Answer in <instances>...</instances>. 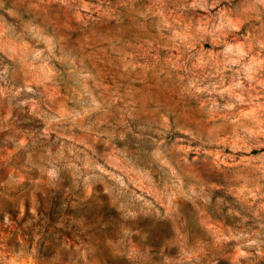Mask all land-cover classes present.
I'll use <instances>...</instances> for the list:
<instances>
[{"label":"rangeland","instance_id":"1","mask_svg":"<svg viewBox=\"0 0 264 264\" xmlns=\"http://www.w3.org/2000/svg\"><path fill=\"white\" fill-rule=\"evenodd\" d=\"M0 264H264V0H0Z\"/></svg>","mask_w":264,"mask_h":264},{"label":"trees","instance_id":"2","mask_svg":"<svg viewBox=\"0 0 264 264\" xmlns=\"http://www.w3.org/2000/svg\"><path fill=\"white\" fill-rule=\"evenodd\" d=\"M2 218H3V216L0 214V219H2ZM220 263H221V264H227V261L224 260V259H222V260L220 261Z\"/></svg>","mask_w":264,"mask_h":264}]
</instances>
